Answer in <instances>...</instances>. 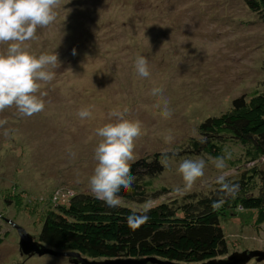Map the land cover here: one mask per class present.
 <instances>
[{"label":"rangeland","instance_id":"obj_1","mask_svg":"<svg viewBox=\"0 0 264 264\" xmlns=\"http://www.w3.org/2000/svg\"><path fill=\"white\" fill-rule=\"evenodd\" d=\"M62 5L56 21L27 42L33 55L56 51L61 62L55 79L42 86L45 109L31 117H21L14 107L0 112L11 130L5 137L0 128V235H6L0 264H75L69 256L23 254L14 224L39 241L51 210L90 191L100 139L95 129L114 119L111 111L127 109L126 119L141 122L137 158L172 148L196 134L208 116L232 111L234 98L263 88L264 23L243 0H62ZM5 50L0 44V52ZM137 55L148 60V78L135 72ZM154 87L163 89L169 119L156 107L160 97L150 94ZM89 106L92 116L82 120L78 110ZM228 151L235 159L242 147L230 145ZM198 158L206 161L205 175L189 192L209 191L219 175L211 164L214 157L184 155L170 158V167L152 178L154 195L144 202L121 198V204L144 210L182 198L189 192H174L182 187L176 168L183 159ZM227 163L226 176L236 168ZM221 225L229 252L217 259L264 253L263 209H228ZM244 264H264V254Z\"/></svg>","mask_w":264,"mask_h":264},{"label":"trees","instance_id":"obj_2","mask_svg":"<svg viewBox=\"0 0 264 264\" xmlns=\"http://www.w3.org/2000/svg\"><path fill=\"white\" fill-rule=\"evenodd\" d=\"M264 23V0H243ZM262 90L247 92L233 99L232 111L213 114L201 121L192 134L172 148L159 149L135 158L131 174L135 177L131 190L121 189L122 199L144 202L156 193L152 178L165 167L160 160L206 154L218 157L230 145L242 147L239 157L227 162L235 171L227 179L237 184L234 197L225 199L217 211L211 204L219 200L215 182L206 192H189L182 198L162 202L144 210H134L120 204L108 208L94 198L90 191L76 193L60 210H51L45 217L39 241L57 251L76 252L89 260L104 258H156L180 264H203L229 252L221 217L232 208L264 210V81ZM250 98L248 101V98ZM197 136L206 137L200 143ZM255 189V190H253ZM146 214L148 220L131 230L126 218ZM6 235H0V245ZM162 259V260H161Z\"/></svg>","mask_w":264,"mask_h":264},{"label":"clouds","instance_id":"obj_3","mask_svg":"<svg viewBox=\"0 0 264 264\" xmlns=\"http://www.w3.org/2000/svg\"><path fill=\"white\" fill-rule=\"evenodd\" d=\"M62 0H0V44L6 45V50L0 52V112L6 108H15L21 117H31L45 109L44 97L41 91L56 77L55 69L60 67L58 54L42 52L38 56L28 50L29 41L38 39L37 30L52 25L62 7ZM73 54L76 50L73 49ZM136 74L142 78L150 76L148 60L143 55H137L134 60ZM160 97L156 104L161 109V117L169 119L172 111L169 102L163 98V89L154 87L150 93ZM127 109L113 110L109 116L114 118L103 126L95 129L99 142L94 149L96 161L93 173L88 179V186L95 199L104 203L108 208H116L121 204L119 193L121 189L131 190L135 177L131 174V162H134L135 142L142 134L139 120L126 119ZM77 115L83 120L91 118V107H82ZM6 120H0L3 135L8 137L11 130L5 128ZM195 135V133H194ZM200 143L206 142V137L197 136ZM171 137L168 138V142ZM69 157L75 159V153L68 150ZM231 154H224L211 160L212 166L219 175L215 183L222 194L219 200L213 201V211L219 210L225 199L234 197L238 185L226 177L227 161ZM160 163L170 167V157L162 155ZM207 164L205 159H183L176 171L182 179V187H176L174 192L183 195L192 190L198 180L204 177ZM131 230L138 229L146 223V214H132L126 218Z\"/></svg>","mask_w":264,"mask_h":264},{"label":"water","instance_id":"obj_4","mask_svg":"<svg viewBox=\"0 0 264 264\" xmlns=\"http://www.w3.org/2000/svg\"><path fill=\"white\" fill-rule=\"evenodd\" d=\"M17 230L20 234V248L23 254L26 255H33L38 253L39 255L51 254V255H62V256H69L72 257V261L75 264H146L147 261L158 262L160 264H180V263H172L168 261H160L156 258H144V259H117V260H105V261H96V260H89L86 257L81 256L79 253L76 252H64V251H57L50 247H47L45 244L38 240H34L33 236L24 230L22 227L17 226ZM256 254H264L262 251H253L250 253H239L236 252L233 255H230L226 259H212L208 262L203 264H244L246 261L250 260Z\"/></svg>","mask_w":264,"mask_h":264}]
</instances>
